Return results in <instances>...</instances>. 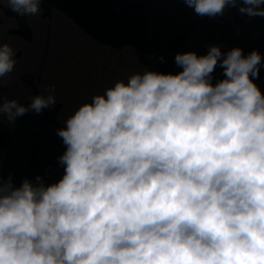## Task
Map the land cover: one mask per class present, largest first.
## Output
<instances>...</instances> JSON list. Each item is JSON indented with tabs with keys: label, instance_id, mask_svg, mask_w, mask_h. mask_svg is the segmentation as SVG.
I'll use <instances>...</instances> for the list:
<instances>
[{
	"label": "clouds",
	"instance_id": "obj_1",
	"mask_svg": "<svg viewBox=\"0 0 264 264\" xmlns=\"http://www.w3.org/2000/svg\"><path fill=\"white\" fill-rule=\"evenodd\" d=\"M41 3L0 7L36 16ZM183 3L199 16L241 5L264 17V0ZM16 51L0 42V89ZM261 60L211 46L176 54L179 74L136 72L94 94L57 130L62 179L14 187L0 177V264H264ZM218 63L225 79L213 85ZM55 87L28 105L0 95V115L39 114L55 105Z\"/></svg>",
	"mask_w": 264,
	"mask_h": 264
},
{
	"label": "crops",
	"instance_id": "obj_2",
	"mask_svg": "<svg viewBox=\"0 0 264 264\" xmlns=\"http://www.w3.org/2000/svg\"><path fill=\"white\" fill-rule=\"evenodd\" d=\"M240 6H228L222 15L210 17L197 15L183 0H145L148 53L132 44L100 42L70 15L44 1L36 16L21 17L7 5L0 7V42L17 50L14 71L5 77L8 82L0 95L28 105L44 86H56L55 105L39 114L29 111L11 123L7 114L0 115V129L8 140L0 150V177L5 182L11 177L14 187L25 179L35 184L37 176L48 185L43 168L50 163L55 172L49 185L58 182L64 175L59 158L66 145L57 130L66 127L78 107L118 79L127 83L136 72L179 74L183 69L175 63L178 53L195 52L199 57L211 46L223 54L239 47L244 56L258 50L260 72L253 80L264 94V17L242 14ZM211 76L213 85L225 79L219 63Z\"/></svg>",
	"mask_w": 264,
	"mask_h": 264
},
{
	"label": "trees",
	"instance_id": "obj_3",
	"mask_svg": "<svg viewBox=\"0 0 264 264\" xmlns=\"http://www.w3.org/2000/svg\"><path fill=\"white\" fill-rule=\"evenodd\" d=\"M70 15L96 40L120 47L134 45L150 52L146 42L145 0H42ZM8 140L0 129V150Z\"/></svg>",
	"mask_w": 264,
	"mask_h": 264
},
{
	"label": "built area",
	"instance_id": "obj_4",
	"mask_svg": "<svg viewBox=\"0 0 264 264\" xmlns=\"http://www.w3.org/2000/svg\"><path fill=\"white\" fill-rule=\"evenodd\" d=\"M54 172H55V168H54V166L52 164L47 163V164L44 165V168H43V176L48 181V185H49V183L52 180V177L54 175Z\"/></svg>",
	"mask_w": 264,
	"mask_h": 264
}]
</instances>
